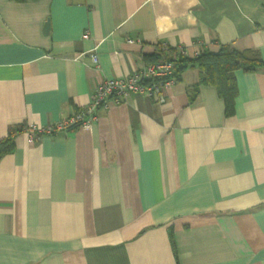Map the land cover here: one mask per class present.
Segmentation results:
<instances>
[{"label":"crops","instance_id":"0c3cea01","mask_svg":"<svg viewBox=\"0 0 264 264\" xmlns=\"http://www.w3.org/2000/svg\"><path fill=\"white\" fill-rule=\"evenodd\" d=\"M162 43L264 61V0H0V139L66 117ZM197 74L163 102L109 99L87 127L14 134L0 264H264V66L235 72L229 116L211 84L189 98Z\"/></svg>","mask_w":264,"mask_h":264},{"label":"built area","instance_id":"2783aa9c","mask_svg":"<svg viewBox=\"0 0 264 264\" xmlns=\"http://www.w3.org/2000/svg\"><path fill=\"white\" fill-rule=\"evenodd\" d=\"M198 44H200L199 40L193 42V45ZM158 48L161 55L156 60L143 64L126 76L99 81L94 87L90 101L73 110L66 117L44 126L34 124L23 126V130L27 133V141L32 142L34 138L41 134H53L66 129L90 126L97 119V110L104 107L107 100L113 99L119 102L129 93L145 94L153 97L158 102H163L165 98L164 89L176 81L172 59L179 55L196 57L201 50L189 51L185 45L170 48L164 43L158 45ZM90 59L97 66L98 58L95 52L90 53Z\"/></svg>","mask_w":264,"mask_h":264},{"label":"trees","instance_id":"16d2710c","mask_svg":"<svg viewBox=\"0 0 264 264\" xmlns=\"http://www.w3.org/2000/svg\"><path fill=\"white\" fill-rule=\"evenodd\" d=\"M157 58L159 57L155 54L150 60ZM172 60L176 80L187 67L198 69L197 80L191 86L189 98L195 97L199 84H211L223 100L225 116L231 115L234 109V99L237 93L235 72L238 70L252 72L264 66V61L257 50H239L229 44H221L216 51L203 50L196 57L179 55ZM23 126L25 125L13 127L6 137L0 139V156L12 150L14 134L22 132Z\"/></svg>","mask_w":264,"mask_h":264}]
</instances>
